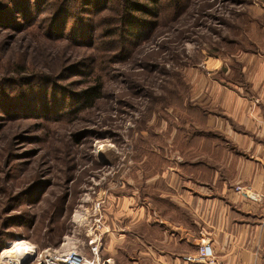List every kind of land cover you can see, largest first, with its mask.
Returning a JSON list of instances; mask_svg holds the SVG:
<instances>
[{
  "label": "rangeland",
  "instance_id": "374dc122",
  "mask_svg": "<svg viewBox=\"0 0 264 264\" xmlns=\"http://www.w3.org/2000/svg\"><path fill=\"white\" fill-rule=\"evenodd\" d=\"M126 1L0 0V264L92 261L95 240L105 264L110 222L161 168L147 153L188 121L192 75L245 80L264 57V0Z\"/></svg>",
  "mask_w": 264,
  "mask_h": 264
},
{
  "label": "crops",
  "instance_id": "0c3cea01",
  "mask_svg": "<svg viewBox=\"0 0 264 264\" xmlns=\"http://www.w3.org/2000/svg\"><path fill=\"white\" fill-rule=\"evenodd\" d=\"M233 71L192 75L188 121L147 153L161 168L148 170L141 201H125L124 223L110 222L105 264L124 247V264H192L204 241L224 264H264V206L235 191L264 195V57L243 64L245 80Z\"/></svg>",
  "mask_w": 264,
  "mask_h": 264
},
{
  "label": "built area",
  "instance_id": "2783aa9c",
  "mask_svg": "<svg viewBox=\"0 0 264 264\" xmlns=\"http://www.w3.org/2000/svg\"><path fill=\"white\" fill-rule=\"evenodd\" d=\"M235 191L240 194L245 200L255 203L261 204L264 206V195L258 193L253 190L250 186H241L238 185L235 188ZM99 240V236H97V241ZM100 245L96 243V240L92 243V253L95 258L92 261H88L83 258L81 255L72 254L63 261L62 264H98L99 254H100ZM74 259V261H72ZM187 261L192 264H224L219 257L216 255L215 250L210 242L204 241L196 255L187 257ZM110 261H108L109 264Z\"/></svg>",
  "mask_w": 264,
  "mask_h": 264
},
{
  "label": "trees",
  "instance_id": "16d2710c",
  "mask_svg": "<svg viewBox=\"0 0 264 264\" xmlns=\"http://www.w3.org/2000/svg\"><path fill=\"white\" fill-rule=\"evenodd\" d=\"M146 1L151 4L152 6L151 8H149L147 5H142L128 0L126 1L127 9L132 13L141 12L144 14H150L153 12L154 7L158 6L161 2V0H146ZM127 20L135 29H139V26L143 24V23H139L132 14L128 15ZM100 91H101V86L93 87L87 90L83 95V97L85 98V103L87 105H90L95 99L99 98Z\"/></svg>",
  "mask_w": 264,
  "mask_h": 264
},
{
  "label": "bare ground",
  "instance_id": "6f19581e",
  "mask_svg": "<svg viewBox=\"0 0 264 264\" xmlns=\"http://www.w3.org/2000/svg\"><path fill=\"white\" fill-rule=\"evenodd\" d=\"M7 257V256H6ZM8 264H12L11 262H9V260H8ZM15 264H17V263H15Z\"/></svg>",
  "mask_w": 264,
  "mask_h": 264
}]
</instances>
